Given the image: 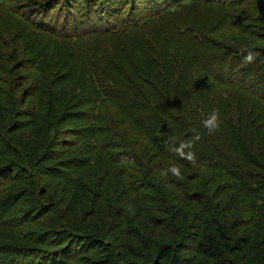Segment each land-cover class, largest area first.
Returning a JSON list of instances; mask_svg holds the SVG:
<instances>
[{
	"label": "trees",
	"instance_id": "1",
	"mask_svg": "<svg viewBox=\"0 0 264 264\" xmlns=\"http://www.w3.org/2000/svg\"><path fill=\"white\" fill-rule=\"evenodd\" d=\"M62 1L63 7H61ZM101 1H83L85 5L84 9L87 10L83 13L84 10L82 11L80 8V0H0V14L13 15L16 18V25L20 26V23L23 22L28 28L30 35L28 34V37L25 38L32 39L30 41L36 44L33 49L36 55L42 53V50L46 47V51L41 56V63H39L40 59L35 60L40 67L37 66L34 72L30 69L32 61L26 63L20 59L21 51L18 47L13 48L15 44L12 45V48L7 47L8 49L4 52L0 51V108L9 112L7 108H11L15 104L16 100L14 96L18 94L38 96V101L34 107L36 109L32 118L33 122L31 121L28 130H25L26 132L19 133L16 136L18 138V140H15L17 141L15 142L16 145L17 143L22 144V141L19 139L23 138L25 134H27L28 138L31 136L38 137V144L44 143L46 136H50L51 138L58 130L59 116L52 117L51 115V113L55 114L58 107L53 102L50 105V100L55 93V83H57V89H61L67 95V89L63 87L66 68L60 65L67 55L66 44H70L73 47L71 52H76L78 58L83 54L81 57H83V61L85 60L86 70L97 59L99 66L108 62L107 64L113 65L115 68V64L108 61L112 56L103 54V51L109 50L110 44L114 47L110 40L118 41L117 38L120 36L141 31L150 22H158L164 19L167 16L166 14L172 12L174 8L168 9L167 7H163V4L156 0H148L153 3L145 0H135L137 10L134 12V6H127L125 0H117L116 8L112 4L111 9L110 5L106 4L107 8L102 10V8H99ZM209 1L215 5H221L224 2V0ZM239 1L241 0H227L228 3L233 2V6H239L240 4H237ZM258 1L243 0L248 5L255 4ZM58 6L59 8L57 9ZM148 6H151V11L147 10ZM178 6L176 5L175 7ZM98 8L99 10L97 11L96 9ZM259 11L260 15L255 16L254 21L246 19L244 23L238 25V20H233L229 21V27L233 24L231 29H234L235 33L239 34L242 38H244L242 34L255 36L257 34L256 30L261 28L256 27V22L258 21L261 24L264 22V5H261ZM184 26V28L179 27L178 22L174 20L168 26L166 33L171 39H175L177 36L182 42L176 44L186 51V48L190 44L189 36L191 32L186 25ZM236 29L242 31L238 33ZM173 31L176 32V35L171 34ZM194 33H201V31L195 30ZM256 36L261 35L258 34ZM16 37L17 31L11 35L12 40ZM197 40H200V42L204 41L203 38L199 37ZM207 41L211 42L210 40ZM4 44L9 45L7 43ZM47 44L48 47L46 46ZM118 45H121V43H117L116 47ZM78 46L81 47V50H77ZM238 49L239 51L235 52L239 55L237 57L239 70L226 71L228 74L226 78L220 76L221 69L210 75L212 79L222 83L234 82L238 85V88L226 86L244 92V94L239 96L219 101L214 106L213 109L219 112V130L212 135H209L207 130L202 126L201 121L203 119L192 113L186 119V122H188L186 129L182 128V131H178L180 140L173 137L168 140V137L172 136L174 131V129H171V125L173 124L171 120L172 115L169 114L172 110L174 111L177 103L179 102L183 106V102H186L187 106L190 107H194L197 104V99L190 97L198 92L184 86H182V93L179 94L178 89L163 87L155 78L149 84L150 91L154 96L159 95L160 100H163L165 97L169 98L171 109L166 106L164 110L154 109L156 113L153 114L151 108L145 102L140 101V103L146 104L143 107L146 111L150 110L147 121L153 129L146 132L145 128L137 125L136 129L139 131L138 137L140 140L133 143L136 146L135 149H130L124 144L118 145L109 141L111 135H116L117 125L122 123L115 116H112L111 113H108V116L102 114V110L98 109V104L90 105L92 102L90 96L85 98V102L88 104L87 110L91 111V115L84 120L83 125L86 129L82 134L88 137L87 139L90 144L93 142L92 135L97 136L99 146L85 147L87 150H84V148L83 152L86 153L78 157V161L72 165L71 173L66 177L68 183L74 186L71 189L75 191L80 190L83 195L90 193L89 197L93 195L90 186H96V190L98 187V194L109 199V201H106V207L110 208V210H113L112 207L114 206L110 199L116 200L118 198L117 195L121 193L129 196L128 192L130 191L132 198H135L137 202V204H134L138 205L135 208L138 207L139 210L143 209V212H145V215L150 220L156 218L159 222L160 219L167 218V211H169L171 204L168 206L169 202H166V207H158L159 200L151 199L160 198V201L163 202V199L169 196L168 192L161 191L163 187L160 190L158 183L165 176L162 173L170 166L175 165L178 167L182 178L173 176L171 172L166 177L169 176L170 182H174L173 184L180 188V192L182 193L180 197L185 198L189 202L188 206L193 208L200 207L199 212L201 213L199 216H202L200 222L197 224V228L196 225L193 227L195 222L186 218L184 219L181 216V211H177L178 205L175 206V203H172L175 209L177 225L181 229V235H179L178 239H168V241L163 242V236L161 235L163 230L153 222L152 226L149 225L147 227L150 231L154 230V234L152 232L153 237L147 235V228L141 227L138 223V226L141 228L137 229L133 225L130 226V230L134 234L136 241L122 240L121 237L117 239L112 236L111 239L113 241H110L108 238L100 236L104 231L101 221L99 223L90 220L76 224L72 222L62 223L57 216L52 218V220L48 217L41 218L38 215L39 213H42L41 216H44L46 212L52 210L57 204L54 202H43V196L47 194V191L44 183L40 185V174L42 172L40 167H37L40 156L34 157L35 153L30 155L26 151L27 148L35 149L30 143L24 149L17 148L16 146L14 148L9 138H0V141L3 142L0 147V176L12 168L17 173L16 178L6 184V193L0 195V210L2 209L0 214L2 212L4 214L9 212L11 206H13L12 202L19 201L22 205L20 207L21 214L13 218V220H16L15 223L11 221H3L1 223H10V225L12 224L11 227H17L16 235L20 233L19 230L31 231L28 234L32 235L25 236L26 240L23 239L24 241L31 239V242L38 244L34 246L32 252L26 251L29 254L27 256L34 257L32 259L33 264H52L53 261L55 264H61L59 259L55 261L52 257L62 247L63 250H69L73 246L70 244V241L84 248L82 251L78 250L72 255L66 253L68 255L67 259L75 262L71 264H86V262L87 264H96V262L91 260L92 257H98L94 259H99V262L103 260L102 264H148L152 260L153 264H160L162 258L168 259L171 264H182L181 252L187 245H184L183 242L190 243L191 239H193L192 230L198 232L197 238L194 239L197 251L209 258L212 257L209 264H264V235L247 231L242 226L239 227L237 219L234 217H232L234 219H231L230 217L235 212L234 210H236L235 215L238 216V205L241 204L246 209V214H243L251 215L254 219L264 223V56L261 54L253 56V59L249 62L246 60L248 54L244 52L246 49L239 47ZM227 51L231 50H224L221 53L226 54ZM186 52L190 55L193 63L198 66L199 59L196 58L197 53L193 51ZM178 61L179 59L173 65H176ZM165 66H168L167 63L163 65L162 72L165 79H167ZM204 67L209 73L208 67L206 65ZM33 69L35 70V67ZM111 71L116 75V70L111 68ZM81 72L84 73V69ZM32 74L36 78L35 84L37 86L35 85L33 88L32 86L30 88H27L28 86L24 87L23 84L27 82L29 77H32ZM237 75L241 78L235 80V76ZM135 77L140 79L142 83H146V79L140 78L137 74H135ZM177 77L182 81L186 78L184 75H178ZM116 78L123 83L122 85H118L117 89L126 90L132 94L139 90L143 92L141 86H136L134 83H132L134 86V91H132L131 86L125 83L123 75L116 76ZM93 81L97 87V91L99 90L100 93L105 94L106 88L104 87L101 74L97 77V80ZM73 88L70 85V89ZM86 91L90 93V89L86 88L74 96L84 97V94H87ZM160 92L162 95H160ZM43 95L44 98L40 101V96ZM181 97H185V99L181 100ZM25 102L27 101L23 100L21 105L23 106ZM83 102L82 99L79 101V103ZM231 102L233 103V107ZM245 103H257V105L247 107L243 105ZM213 109L210 110V113ZM16 114L13 115L16 116ZM191 125L199 130L197 135L201 140L199 144L198 139L194 138V132L189 131V126ZM218 133H223L225 135L224 139L221 140V137H218ZM253 137L256 142V152L251 146ZM218 140H221L222 143H219ZM187 141H194L191 151L196 155L195 164L182 159L180 155L170 149V146L179 147L181 142ZM111 146L114 149H125L126 152L118 155V160H115L111 157L113 156L111 153L109 155V152L106 153L102 150L103 147L108 149ZM183 151L187 153L188 149L185 148ZM117 161L121 163H117ZM35 164L36 167L33 168ZM154 164L155 168L153 167ZM12 165L15 166L13 167ZM157 168L160 171H157ZM153 170L159 172L157 174L158 179L151 178L150 174ZM209 171L212 172L211 174L215 178L212 181L211 187L207 186L205 188L204 174ZM252 171L258 172L257 175H253ZM222 175L229 178L232 177V187L237 193L234 198L236 199L234 201L235 204H233L232 198L229 199V197L225 198L221 196V194H224L223 190H218V178ZM154 176L155 174L152 175V177ZM183 179H185L186 183H184ZM192 187L193 189H198V191L189 194L188 189ZM5 188H2V184L0 185V191ZM206 189L210 193H206ZM169 198L171 197L169 196ZM143 201H149L150 203H146L147 205H145V203H142ZM205 203L208 208H205ZM62 204L70 206L72 203L69 200H64ZM101 204L103 203L100 202L99 205ZM154 212L160 215L155 217ZM114 213L117 214V222L123 223L122 215L128 212L125 209L119 208ZM133 216L134 214L131 211L128 218L133 219ZM58 230L66 232L63 241L61 239L64 236L53 240H46L44 238L46 234ZM146 238H148L147 241ZM129 241L137 247L135 253L130 254L128 251H125L124 243ZM113 242H119L121 247L120 252L117 253L115 249L116 245L114 246ZM9 247V250L17 251V254L19 251H23V249H19L23 248L22 246L12 245ZM101 248H105L106 251ZM99 253L101 254L96 255ZM49 255H51L52 261L45 259ZM118 256L122 258V263H118Z\"/></svg>",
	"mask_w": 264,
	"mask_h": 264
},
{
	"label": "rangeland",
	"instance_id": "2",
	"mask_svg": "<svg viewBox=\"0 0 264 264\" xmlns=\"http://www.w3.org/2000/svg\"><path fill=\"white\" fill-rule=\"evenodd\" d=\"M83 1L85 0H80V8L82 11L84 10V13L87 10L84 9L85 5ZM156 1L162 3L163 7H167L168 9L174 7L173 11L167 13V16L158 22H150L149 25H146L141 31L120 36L117 38L118 41L110 40L114 47L110 44L109 50L103 51V54L112 56V58L108 61L111 63L113 62V64H115V68L113 65L107 64L108 62H105L99 66V61L97 59V61L92 63L86 70L85 60L83 61V57H81L83 54L80 56V58H78L76 52H71L73 47H71L70 44H66L65 48L67 55L64 57L63 63L60 65H63L66 68V74L63 78V87L67 89V95H65L61 89H57V83L54 84L55 93L50 100V105H52L51 103L53 102L58 107V110L55 111V114L51 113V115L52 117L56 115L59 116V125L56 134L52 135L51 138L50 136H46L44 138V143L38 144V137L36 138L30 134H28L31 136L30 138H28L27 134H25L23 138L21 137L19 139L22 141V144L17 143L16 145L15 143L17 142L15 140H18L16 136H18L19 133L26 132L25 130H28V126L31 121L33 122L32 118L35 114L34 110L36 109L34 107L38 101V96L18 94L14 96L16 100L15 104H13L11 108H7L10 113L7 110L0 108V138H9L12 141L11 144L14 148L17 147L24 149V147H28V144L30 143L35 149L27 148L26 151H28L30 155L35 153V155H33L34 157L40 156V159L38 158L39 160L37 163V167L39 166L42 172V174H40V185L44 183L46 185L45 188L47 191V194L43 196V202H54L57 204V206H54L52 210L46 212L44 216H41L42 213H39L38 215L41 218L48 217L52 220V218L57 216L59 221L62 223L72 222L76 224H81L83 221L88 222L90 220L99 223L101 221V225L104 226V234L102 233L100 236L108 238L110 241H113L111 236L116 237L117 239L121 237L122 240L126 239L136 241L134 234H132L130 230V226L133 225L138 229L140 227L138 226L139 223L141 227L146 229L149 225L152 226L153 222L157 227H160L163 230L161 235L163 236V242H165L168 241V239H178L179 235H181V229L177 225L178 223L176 222L175 218V209L173 207L174 205L172 204L175 203V206L178 205L177 211H181L182 213L181 216L184 217V219L186 218L193 220V222H195L193 227L196 225L197 228V224L200 222L202 217L199 216L201 213L199 212L200 207L193 208L188 206L189 202L186 201L185 198L180 197V195H182L180 188H178L177 185H174V182H170L169 176H164V178L161 179L159 183L155 180L158 183L160 190L162 187L163 189L166 187L165 190L162 189L161 191L165 193L168 192V195L171 197L169 198V196H164L165 199H163V202L160 201V198L151 199L159 200L160 203L158 204V207H166L168 202V206L171 204L169 211H167V218L160 219L159 222L156 220V218L150 220L147 215H145V212H143V209L139 210L138 207L135 208L138 206L135 205L137 202L135 201V198H132V194L129 191V196L123 195V193H121L117 195L118 198H116V200H113V198L110 199V201L114 204L112 207L114 211L122 208L128 212L122 215L123 223H118L117 214L114 213L113 210H110V208L106 207V201H109V199L98 194V187L96 190V186H94V188L93 185H91L90 190L92 191L91 193L93 195L88 197L90 193L83 195L80 190L75 191L71 189L74 188V186L70 185L66 179L67 175L71 173L72 165L78 161V157L83 156L86 153L83 152V149L85 147L90 148V146L95 145L99 146L97 136L92 135L93 142L90 144L87 139L88 137L82 134L86 129V127L83 125L84 120L87 119L89 115H91V111L87 110L88 104L85 102V98L90 96V99L92 100L90 105L98 104V109L102 110V114L108 116V113H111L112 116H115V118L120 120L122 123L117 125L116 135H111L109 141H112L118 145L124 144L130 149H135L136 146H134L133 143H136L140 140L138 137L139 131L136 129L137 125L145 128L146 132L153 129L150 123L147 121L150 110L146 111L143 107L147 104L148 107L151 108L153 114L156 113L154 109L164 110L165 106L171 109V102L169 101L168 97L160 100L159 95L154 96V94L150 91L149 84L152 83L154 78L159 83H161L163 87L165 86L167 88L178 89L179 94L182 93V86L185 88L194 89L198 93L193 94L190 98L197 99V104L194 107H190L187 106L186 102H183V106H181L179 102L176 106L175 103L176 108L169 114L172 115L171 120L173 124L171 125V129H174V131L172 136L168 137V140L172 137L180 140V137H178V131H182V128L184 130L186 129L188 126L186 119L188 116H191L192 113H195L199 118L204 119L205 115L209 114L210 110H212L219 101L227 100L231 97L244 94L242 91L235 90L238 88L236 83H222L212 79L210 75L214 72H218V70L221 69L222 71L219 73L220 76L226 78L228 76L226 71L231 72L234 70H239V62L237 58L239 55L235 52L239 51L238 47L241 49H246L244 52L248 55L251 54L252 56H259L261 54L264 56V22L263 24L259 23L258 21L256 22V27H261L256 30V35L259 34L261 36L242 34L244 36V38H242L239 34L235 33L234 29H231L233 24H231V27H229V21L233 20H238V25L244 23L246 19L254 21L255 16L260 15L259 10L261 9V5H264V0H259L258 2H255V4L251 5H248V3H244L243 0H241L237 3L240 4L239 6H233V2L228 3L227 0H224L223 4L221 5H215L209 0ZM125 2L127 3V6H134V12H136L137 6L135 0H125ZM148 2L153 3L152 1ZM117 3V0H102L99 8H102V10L107 8L106 4H109L111 9L112 4L116 8ZM176 5L179 6L175 7ZM61 7H63V1ZM58 8L59 6L57 9ZM99 8L96 10L98 11ZM72 9L74 8L72 7ZM147 10L151 11V6H148ZM174 20L178 22L179 27L184 28V25H186L190 30V44L186 48V51H193L197 53L196 58L199 59L198 66L193 63L190 55L176 44L182 42L177 36L175 39L168 37L166 31L168 26L173 23ZM15 21L16 18H14L13 15L9 16L6 13L0 14V51L4 52L8 49L7 47L12 48V45L15 44L13 48L18 47V49L21 51L20 59L26 63H30L32 61V66L30 69L34 72L36 71L37 66L40 67L36 61L40 59L39 63H41V56L46 51V47H44L42 53L36 55V53L33 51L36 44H33L34 42L32 43V41H30L32 39L29 40L28 38H25L28 37V34L30 35V33H28V28L23 22L20 23V26L16 25ZM51 23L53 24L52 21ZM195 30L201 31V33H194ZM16 31L17 37L12 40L11 35ZM236 31L240 33L242 30L236 29ZM171 34L176 35V32L173 31ZM198 37L203 38L204 41H198ZM207 40H210L211 42L209 43ZM4 43L9 45H5ZM117 43H121V45L116 47ZM48 44L46 45L47 47ZM80 46H78L77 50H81ZM75 48L77 47L75 46ZM224 50L231 51H227L226 54H222L221 52ZM178 59V63L173 65V63H175ZM166 63L168 65L165 66L167 70V79H165L162 72L163 65ZM205 65L208 67L209 73L206 71V68L204 67ZM34 67L35 70L33 69ZM111 68L116 70V75L111 71ZM82 69H84V73L81 72ZM100 74L103 77L104 87L106 88L105 94L100 93L99 90L97 91V87L93 81L97 80V77H99ZM135 74L140 76V78L146 79V83H142L140 79L135 77ZM122 75L124 76L125 83L131 86L132 91H134V86L132 84L134 83L136 86L140 85L143 92L139 90L138 92L132 94L131 92L129 93V91L117 89L116 87H118V85H122L123 83L118 81L116 76L119 77ZM178 75L186 76L185 80L182 81L179 77H177ZM238 78L241 77L239 75L235 76V80H238ZM35 79L36 78L34 74H32V77H29L27 82L23 84L24 87L28 86L27 88H30L32 86L33 88L36 85ZM70 85H72L74 88L70 89ZM226 85L235 89L228 88ZM86 88L90 89V93L86 91L87 94H84V97L74 96L78 95L81 90ZM160 95H162L161 92ZM56 96L58 97L56 98ZM43 98L44 95L40 96V101ZM81 99L84 101L83 103H79ZM180 99L184 100L185 97H181ZM23 100L27 102H25V104L22 106L21 102H23ZM100 100L101 102H99ZM140 101L145 102L146 104L140 103ZM231 105L233 107L232 102ZM243 105L252 107L256 106L257 103H245ZM13 114H16V116ZM96 127H98V125H96ZM189 131L194 132V138H196L199 133V130L195 129L193 125L189 126ZM218 137H221L222 140L224 139L225 135H223V133H218ZM221 140H218L219 143ZM200 142L201 140L198 139V144ZM2 143L3 142L0 141V147ZM251 146L256 152V142L254 137ZM84 150H87V148ZM102 150H104L106 153L109 152V155L111 153V155H113L111 157L115 160H118V155H122L126 152L125 149H114L113 146L108 149L103 147ZM117 163L121 162L117 161ZM12 166L14 167L15 165ZM35 167L36 164L33 165V168ZM153 167H156L155 164ZM156 170L160 171L158 168ZM156 170H153V172L150 174L152 179H158L157 174L159 172H156ZM152 173L155 174L154 177H152ZM211 173L212 172L209 171L204 174L205 188H207V186L211 187L212 181L215 178V176ZM252 173L256 176L258 172L252 171ZM252 173H250L251 176H253ZM16 175L17 173L14 168L10 169L7 173H3V175L0 176L2 188H5L8 182L16 178ZM183 180L184 183H186L185 179ZM231 181L232 177L229 178L222 175L220 178H218V190H223L224 194H221V196L225 198L229 197V199L232 198L233 204H235L234 201H236V199L234 198L237 193L233 189ZM6 189L7 187L2 189L0 191V195L6 193ZM188 191L189 194H193L194 191H198V189H193L192 187L191 189H188ZM207 192L210 193V191L206 189V193ZM183 199L185 203L184 205ZM64 200H69L72 204H70V206H65L62 204V201ZM100 202L103 204L99 205ZM12 203L13 206H11V210L9 212L5 214L2 212L0 214V264H33L32 259L34 257L31 258L27 256L29 254L26 251L32 252L34 246L38 244L31 242V239H28L29 241H24V239L26 240L25 236L32 235L28 234L31 231L19 230L20 233L16 235L15 232L18 230L17 227H11L12 224L10 225V223H1L3 221H11L12 223H15L16 220H13V218L21 214V202L17 201ZM142 203L147 205L146 203L150 202L143 201ZM238 206V216L235 215L236 210H234L235 212H233V215L230 216L231 219H237V224L239 227H245L247 231H253V233H261L264 235V223L260 220L254 219L251 215H245V206L241 204ZM129 207L131 208L132 214H134L133 219H130V217L128 218V216L131 214ZM205 208H208L206 203ZM153 214L155 217L160 215L156 214V212ZM146 231L147 235L152 236L154 234V230L150 231L147 228ZM192 233L193 239H191L190 243H185L182 241L184 245L187 244L186 248H183L181 252L182 264H209L212 260V257L209 258L208 256L197 251L196 242L194 239L197 238L198 232L192 230ZM63 236L64 238H62ZM65 236V231L58 230L46 234L44 238L46 240H53L57 237H61V241H63ZM147 240L148 238H146V241ZM113 243L114 246H117V248L115 246L117 253L120 252L121 247L119 242ZM70 244L73 246L69 250H63L62 247V249L52 258L55 261L59 259L61 264L75 263L71 259H67L68 255L75 254L78 250L82 251L84 248L72 241H70ZM12 245L22 246L23 248L19 249H23V251H19L17 254V251L9 250V246ZM124 245L126 248L125 251H128L130 254L135 253L137 250L135 244L130 241L125 242ZM101 249L106 251L105 248ZM101 253L96 255H100ZM94 258L98 257H92L91 259L93 262H96V264L103 263V260L99 262V259ZM45 259L52 261L51 255L46 256ZM121 259L122 258L118 256V263H122ZM152 261H150L148 264H153ZM160 261V264H171L168 259L166 260L162 258ZM52 264H55V262L53 261Z\"/></svg>",
	"mask_w": 264,
	"mask_h": 264
},
{
	"label": "clouds",
	"instance_id": "3",
	"mask_svg": "<svg viewBox=\"0 0 264 264\" xmlns=\"http://www.w3.org/2000/svg\"><path fill=\"white\" fill-rule=\"evenodd\" d=\"M253 59V56L249 54L246 57V60L249 62ZM202 126L207 130L209 135L214 134L216 131L219 130V112L215 109L210 114L205 115V118L201 121ZM196 139H199L197 136ZM194 146V141H187V142H181L179 144V147L170 146V149L175 151L178 155L181 156L182 159H186L189 163L195 164L196 162V155L193 151H191L192 147ZM187 148L188 151L185 153L183 149ZM171 172V174L177 178H182L180 176V171L177 166L172 165L168 169H166L162 175H168V173ZM129 210L131 211V208L129 207Z\"/></svg>",
	"mask_w": 264,
	"mask_h": 264
}]
</instances>
